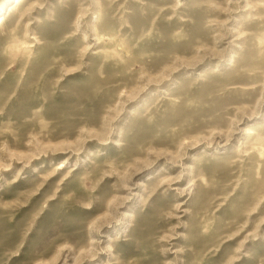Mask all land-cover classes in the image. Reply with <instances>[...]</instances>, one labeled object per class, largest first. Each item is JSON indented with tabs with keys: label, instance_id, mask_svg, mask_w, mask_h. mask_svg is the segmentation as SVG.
<instances>
[{
	"label": "rangeland",
	"instance_id": "1",
	"mask_svg": "<svg viewBox=\"0 0 264 264\" xmlns=\"http://www.w3.org/2000/svg\"><path fill=\"white\" fill-rule=\"evenodd\" d=\"M0 16V264H264V0Z\"/></svg>",
	"mask_w": 264,
	"mask_h": 264
},
{
	"label": "bare ground",
	"instance_id": "2",
	"mask_svg": "<svg viewBox=\"0 0 264 264\" xmlns=\"http://www.w3.org/2000/svg\"><path fill=\"white\" fill-rule=\"evenodd\" d=\"M3 21V17L2 16H0V23Z\"/></svg>",
	"mask_w": 264,
	"mask_h": 264
}]
</instances>
